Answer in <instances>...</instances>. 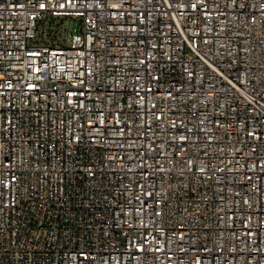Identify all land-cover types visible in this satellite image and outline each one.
<instances>
[{
	"label": "built area",
	"instance_id": "built-area-1",
	"mask_svg": "<svg viewBox=\"0 0 264 264\" xmlns=\"http://www.w3.org/2000/svg\"><path fill=\"white\" fill-rule=\"evenodd\" d=\"M0 264H264V0H0Z\"/></svg>",
	"mask_w": 264,
	"mask_h": 264
},
{
	"label": "rangeland",
	"instance_id": "rangeland-1",
	"mask_svg": "<svg viewBox=\"0 0 264 264\" xmlns=\"http://www.w3.org/2000/svg\"><path fill=\"white\" fill-rule=\"evenodd\" d=\"M70 18H57V19H50L48 23L40 22L39 23V31L37 32V39L41 40L43 38V28L49 27L50 31L53 29L60 28L59 37L64 38L65 30H67L69 26ZM69 42V41H68Z\"/></svg>",
	"mask_w": 264,
	"mask_h": 264
}]
</instances>
